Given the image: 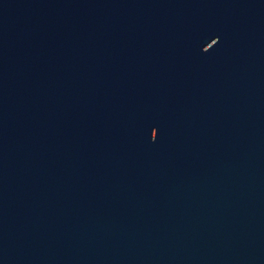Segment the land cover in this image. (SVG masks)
<instances>
[{
  "label": "water",
  "instance_id": "obj_1",
  "mask_svg": "<svg viewBox=\"0 0 264 264\" xmlns=\"http://www.w3.org/2000/svg\"><path fill=\"white\" fill-rule=\"evenodd\" d=\"M0 264H264V0H0Z\"/></svg>",
  "mask_w": 264,
  "mask_h": 264
}]
</instances>
